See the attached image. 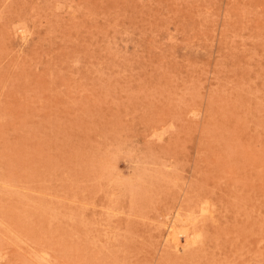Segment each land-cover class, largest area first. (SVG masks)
I'll list each match as a JSON object with an SVG mask.
<instances>
[{
	"label": "rangeland",
	"instance_id": "374dc122",
	"mask_svg": "<svg viewBox=\"0 0 264 264\" xmlns=\"http://www.w3.org/2000/svg\"><path fill=\"white\" fill-rule=\"evenodd\" d=\"M0 264H264V0H0Z\"/></svg>",
	"mask_w": 264,
	"mask_h": 264
},
{
	"label": "bare ground",
	"instance_id": "6f19581e",
	"mask_svg": "<svg viewBox=\"0 0 264 264\" xmlns=\"http://www.w3.org/2000/svg\"><path fill=\"white\" fill-rule=\"evenodd\" d=\"M134 185H135V183H134ZM206 206V205H205ZM204 208V207H203ZM201 210H203V209H201ZM209 213V212H208ZM201 216V215H200ZM189 219V218H188ZM187 220V219H186ZM185 220V221H186ZM169 227H171V232H169V234L171 235V240H172V242H173V246L177 249V250H180V249H182V250H184V249H186V247H188L192 242H194L193 240H192V236H191V233H189L188 232V230L187 229H183V228H181V229H183V230H177L178 228H176V226L174 225H171L170 224V226ZM169 230V231H170ZM184 236V243H183V241H182V239H181V236ZM193 235V234H192ZM198 238V237H197ZM168 240V239H167Z\"/></svg>",
	"mask_w": 264,
	"mask_h": 264
}]
</instances>
